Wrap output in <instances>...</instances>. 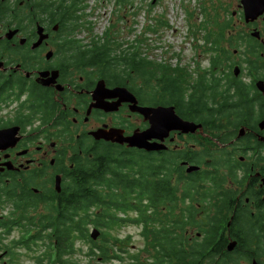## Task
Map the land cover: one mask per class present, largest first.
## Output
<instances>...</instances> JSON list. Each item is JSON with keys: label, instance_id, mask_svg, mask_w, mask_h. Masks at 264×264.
Segmentation results:
<instances>
[{"label": "flooded vegetation", "instance_id": "flooded-vegetation-1", "mask_svg": "<svg viewBox=\"0 0 264 264\" xmlns=\"http://www.w3.org/2000/svg\"><path fill=\"white\" fill-rule=\"evenodd\" d=\"M82 1L0 0L1 11L8 7L0 21L17 6L43 21L17 31L0 24V263L56 264L58 258L69 264L62 200L74 198L84 165L93 160L95 180L116 179L109 208L120 212L119 226L140 227L145 257L131 255L129 264H264V0L182 5L189 23L200 13L206 50L218 45L208 50L217 58L166 60L157 85L139 92L130 87L134 72L101 75L96 60L78 53V45H94L76 44L70 23L60 28L43 11L62 2L70 17L80 16ZM136 108L171 109L175 117L164 116L157 138L142 149L93 137L100 129L123 138L150 129L151 114ZM140 171L148 186L158 185L142 202L146 216L158 211L151 223L157 234L114 197ZM13 231L17 237L7 239ZM41 242L46 248L32 253L31 244ZM106 257L120 261L111 252L97 256Z\"/></svg>", "mask_w": 264, "mask_h": 264}, {"label": "rangeland", "instance_id": "rangeland-1", "mask_svg": "<svg viewBox=\"0 0 264 264\" xmlns=\"http://www.w3.org/2000/svg\"><path fill=\"white\" fill-rule=\"evenodd\" d=\"M112 1L111 3L107 0L82 1L84 8L81 22H84L87 29L80 25V28L75 31L74 38L76 40L81 44H88L92 40L97 41L107 29H110L106 38H116L117 45L123 50L127 46L134 45V52H140L142 57L152 61L154 64H161L166 60H180L184 62L188 59H197L205 61L215 55L206 51V34L204 30H200L201 23L203 22L200 13L198 11L195 13L193 10L195 15L189 20L191 21L189 23L187 13L182 9V5L193 9L194 0H154L155 3L153 5L150 3L151 0H127L126 3H122L121 5H118L116 0ZM78 14L80 12L74 13L73 15ZM164 22L167 24L166 26L163 25ZM72 24H74V20L71 21ZM3 25L7 26L5 24ZM25 25L27 26L28 24ZM196 26L197 30L195 31L192 28ZM152 29H155V32ZM232 58L238 59L240 56ZM201 66L205 67L206 64L203 63ZM130 84H133L136 88L141 87L143 89L145 87L141 79H134ZM154 85L157 84L153 80L150 86L153 87ZM36 182L41 183L42 179L38 178ZM33 185L36 186L34 183ZM9 209L10 207H6V213L9 212ZM131 215L134 217L135 213L132 212ZM43 217L45 216L42 215L41 219ZM47 224L48 221L42 223L37 229L41 227L45 228ZM93 228V226L88 225L89 232ZM115 228L116 230L110 233L112 237L110 245L112 247L109 248L108 252H111L115 256H121L122 259L120 261H116L115 259L106 262L98 261V255H96L95 259L89 256L87 254L88 245L80 242L75 244L74 252L70 253L66 261L69 264H129L131 263L129 260V256L131 255L145 257L141 253L144 247V241L138 234L140 227L126 225ZM11 236L17 237V233L13 231L7 239H10ZM127 236H129L128 240ZM112 240L115 241V245ZM91 241L94 242L91 245L95 247L100 246L102 242L99 237ZM41 243H32L31 252L41 251L43 246L46 248V244ZM75 250L77 251L75 252ZM58 261L57 258L56 264ZM19 262L21 264H32V260L24 258H20Z\"/></svg>", "mask_w": 264, "mask_h": 264}, {"label": "trees", "instance_id": "trees-1", "mask_svg": "<svg viewBox=\"0 0 264 264\" xmlns=\"http://www.w3.org/2000/svg\"><path fill=\"white\" fill-rule=\"evenodd\" d=\"M18 1V0H17ZM113 2L112 0H107ZM127 0H117L118 5L122 3H126ZM150 3L153 5L155 3L154 0H151ZM43 11H47L50 13L51 23H58L59 27L68 28V24L70 23L71 33L69 37H72L76 44H80L78 40L74 38V30L80 28V25L87 29V26L84 25V22H81V18L83 15V10L81 15L70 17L69 14L65 13V9L63 7V3L59 2L58 4H48L43 7ZM8 13V7H6L5 11L0 10V20L3 19ZM74 20V24L71 25V21ZM35 22H43L41 19L36 18L34 20L33 13L31 14L29 9L24 6H17V10L14 14H10L8 19L0 21V24H5L7 27L12 29V31H17L18 28L24 29L25 27H34ZM25 24H28L27 26ZM165 24V22L163 23ZM110 29H107L97 41L92 40L89 43L93 44L92 50H89L87 46L82 49L80 45L78 48V53L82 55L83 59L88 61H94L92 64L99 65L101 75L103 76H116L124 78L128 73L134 72V79H141L143 84L146 86L147 84H151L154 80L156 84L158 83V75L161 64H154L152 61H149L142 57L140 52H134V45L127 46L126 49H120L119 45L116 43V38L108 37L107 33ZM9 31V30H8ZM22 31V30H21ZM155 32V29H152ZM104 36V37H103ZM101 41V42H100ZM88 43V44H89ZM212 45L208 50H217L218 45ZM17 50H13V53H16ZM91 52V53H90ZM212 59H215V55L211 56ZM11 59V58H10ZM12 60V59H11ZM90 62V63H91ZM89 64V63H87ZM119 71V72H117ZM123 74H121V73ZM132 89L139 92L142 90L141 87H135L134 85L130 86ZM134 160V159H133ZM135 161V160H134ZM141 161V158L138 160ZM142 162V161H141ZM91 165L83 168L84 176L79 179L77 182V189L74 191L75 196L73 199L69 201L62 200L63 209L68 212L65 221H68L69 225L67 231H69V239H70V253L74 252V246L77 242L88 245V255L92 256L94 259L98 252L106 255L108 254L109 248L112 247L110 245L111 235L108 231H112L115 227L119 226L117 215L120 212H114L109 208V205L112 203V195L109 193L110 189L114 187L116 183V179L110 177L107 174V178L96 177L94 179V169H93V160L89 162ZM129 181L121 184L122 193L116 194L114 197L121 198V204L124 206L122 211L125 213L127 211H134L137 213V222L141 223L143 229L148 231L149 233H155L151 228V223L156 222L154 219V215L158 214L157 210H153V217L146 216L148 209L142 204L145 197H147L146 190L148 188H157L158 185H150L146 184L145 173L144 171H140L139 175H133L132 178L128 179ZM101 184L107 185V188H103ZM101 198V201L99 199ZM133 201L134 205H131L129 202ZM139 205V206H136ZM133 207V208H132ZM96 210H100V213L97 214ZM110 214L113 218L107 216ZM158 222V220H157ZM88 225L93 226L96 229H104L102 234L104 235L103 244L104 247L100 249L99 247L92 246L94 244L93 241L89 239V230ZM62 236L64 234H61ZM115 245V241L112 240ZM92 244V245H91ZM77 250H75L76 252ZM121 260V257H116ZM106 261H109V257H106Z\"/></svg>", "mask_w": 264, "mask_h": 264}, {"label": "water", "instance_id": "water-1", "mask_svg": "<svg viewBox=\"0 0 264 264\" xmlns=\"http://www.w3.org/2000/svg\"><path fill=\"white\" fill-rule=\"evenodd\" d=\"M99 89H101V88L98 87L97 91H99ZM121 91H124V90H121ZM136 110L144 116L151 114V120L152 121H151V128L150 129H148L146 131H142V132H135L131 136L126 137V138L118 137L119 132L116 130L106 131V130L100 129V130H97V131L92 133L93 137L96 140L104 139L107 141H114L113 138H117V139H115V141L117 140L120 143L126 142L128 144V147H134V148L142 149V148H145V144H147L148 139L157 138L156 133L158 131H160V124L163 123L164 116H165L167 122L169 121V119H171L172 116L175 117V115L173 114L171 109L136 108ZM166 130H168V129H166ZM147 134H149V135H147ZM154 145L156 146L155 149L159 148L157 146V144H154ZM149 149H153V147H149ZM98 236H99V232L96 229H93L89 234V237L92 240H95Z\"/></svg>", "mask_w": 264, "mask_h": 264}, {"label": "clouds", "instance_id": "clouds-1", "mask_svg": "<svg viewBox=\"0 0 264 264\" xmlns=\"http://www.w3.org/2000/svg\"><path fill=\"white\" fill-rule=\"evenodd\" d=\"M98 237H99V236H98ZM98 237H97V238H98ZM89 238H90V237H89ZM90 239H91V238H90Z\"/></svg>", "mask_w": 264, "mask_h": 264}]
</instances>
